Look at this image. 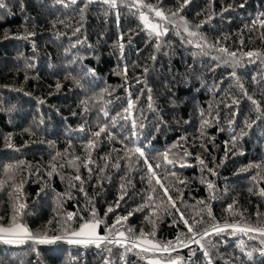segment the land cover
<instances>
[{
  "label": "trees",
  "instance_id": "trees-1",
  "mask_svg": "<svg viewBox=\"0 0 264 264\" xmlns=\"http://www.w3.org/2000/svg\"><path fill=\"white\" fill-rule=\"evenodd\" d=\"M148 2L156 4L158 0ZM159 2L165 10L179 7L177 0ZM3 3L5 8L0 9V181H7V184L0 189V220L5 226L12 215L13 198L9 195L12 185L23 182L20 200L26 208L22 219L33 233L47 231L49 236L62 235L59 229L66 213L84 209L89 199L98 217L108 225L117 215L128 216L125 230L131 228L137 235L141 229L151 232L152 224L146 217L154 213L151 218L156 220V240L174 241L178 233H187V228L179 221V213L168 206L167 197L155 184V179L152 184L157 188V198L150 206L136 210L145 204L151 188L143 158L121 159L124 145L118 140L129 134L130 123L124 129L119 126L112 129L114 133H122L117 140L110 142L105 138L106 133L101 135L99 145L92 151L95 161L90 165L92 173L83 166L79 169L84 180L83 192L80 182L70 179L77 173L75 168L68 166L67 160L73 155L85 156L84 145L90 133L98 131V126L107 122L103 108H107L109 116H114L127 106L126 88L136 101L134 117L144 125L138 129L137 143L144 146L154 168L157 162L162 164L161 168L155 169L162 183L179 189H170V194L175 198L182 193L177 207L185 218L190 223L193 218L204 221L197 226V231L212 223L206 211L196 215L204 208L198 201H205L210 206L216 223L241 220L240 215H230L228 206L233 205L249 223L264 224V197L259 195L264 189V179H252L257 171L264 173V63L259 60L249 63L248 58L242 56L248 51L264 52V29L249 31L245 28L264 12V0H247V3L245 0H190L181 12L191 24H199L210 12L215 13L199 31L209 43L218 42L217 47L237 54L241 66L235 68L236 77L230 75L231 66L215 59H226L222 53L212 48L204 50L207 54L201 53L183 42L187 37L177 35L171 26L169 33L161 39V50L155 52V38L142 30L138 14L134 15L123 5L110 8L102 0H95L87 7L85 0H77L76 4H71L70 0H63V3L57 0H3ZM242 3L243 8L239 7ZM225 8L228 10L224 11ZM76 29L79 32L73 35ZM24 36L28 38L23 39ZM121 36L122 53L118 47ZM77 40L82 43H76ZM193 53L197 54L194 56ZM153 54L156 55L154 61L150 59ZM125 65L128 68L127 84L122 74ZM117 69L121 74H117ZM237 78L244 91L259 103V112L237 86ZM138 79L140 83L136 82ZM149 95L152 110L148 107ZM233 98L239 100L237 105H232ZM85 100L88 111L82 104ZM202 119L211 122L203 136L199 130ZM230 120L233 121L231 124ZM246 121L255 123L249 128L245 126ZM82 125L83 133L78 130ZM242 132L246 134L241 135ZM233 136L238 138L235 147L231 144ZM181 137L186 139L181 140ZM9 138L12 148L7 147ZM226 141L229 142L227 145ZM173 145L182 147L173 148ZM169 148L176 153L187 149L192 155L185 160L191 166L181 168L178 163L175 167L164 164L160 154ZM226 148L231 149L227 156ZM57 153L64 155L57 156L55 163L65 166L57 167L49 176L50 163ZM109 153L108 166L104 167L106 161L102 157ZM198 155L205 160L208 169L216 170V175L202 170L196 160ZM19 161L24 164L19 165L13 179H9L4 173L5 166ZM117 162L120 167L113 168L111 165ZM250 164H259L261 168H247ZM166 170L175 171L185 183H177L171 176L163 180ZM202 179L215 185L216 199L209 198L207 183H202ZM121 185H125L126 192H122ZM122 194L124 199L119 200ZM161 199L164 203L156 208ZM109 206L115 211L105 216ZM130 212L132 215L129 216ZM257 212L261 214L259 218ZM80 214L89 218L88 211ZM80 223L83 221L77 217L71 227L78 229ZM98 232L105 234L104 224ZM260 239L264 238L250 239L243 234L212 236L215 243L210 249L212 264H264V255L259 251L262 247ZM241 241L244 251H241ZM107 247L112 249L111 253L103 246L84 247L64 240L54 244L0 242V264H104L105 259L111 260L112 264H125L119 258L124 251L122 248ZM190 249L194 254L190 255ZM248 252H252L251 258ZM145 255L149 258L161 254ZM177 255L183 258V264H207L203 252L194 243L190 248L171 253L172 257ZM126 264H148V259L129 253Z\"/></svg>",
  "mask_w": 264,
  "mask_h": 264
},
{
  "label": "snow or ice",
  "instance_id": "snow-or-ice-1",
  "mask_svg": "<svg viewBox=\"0 0 264 264\" xmlns=\"http://www.w3.org/2000/svg\"><path fill=\"white\" fill-rule=\"evenodd\" d=\"M58 3H63V0H57ZM95 2V0H85V7H87L88 4H91ZM102 2L110 8H117L118 5H123L129 8L130 11L133 12V14H138L139 20L141 24L143 25L144 31L147 32L148 36L150 38H155L156 45H155V52H159L161 50V39L162 37L166 36L171 26L172 29H175L177 35H184L187 37V39L183 42H186L189 45L194 46L195 48L199 49L201 53L207 54L204 50L206 48H212L216 49L220 53L223 54V57H226V59H223L222 57H215V59L222 60V62L226 65H229L233 68V71L230 73L232 77H236L235 68L238 66H241V59L237 57V54L235 52H230L227 48L224 47H217L218 42L216 43H209L207 41V38L199 31V29L205 24L211 21L215 13L210 12L207 19L202 20L199 24H191L189 21H187L184 16L181 15V12L183 8L190 2V0H177V3L179 4V7L175 10H165L162 7V4L159 2L156 4L148 2V0H102ZM71 4H76L77 0H70ZM245 3H247V0H245ZM67 6V5H65ZM211 8V3L209 5ZM231 7V6H229ZM239 7L243 8L244 4H240ZM5 8V4L3 3V0H0V9ZM228 8H225L224 11H227ZM84 9H81V12L83 13ZM245 28H247L249 31H254L258 29H264V12H260L251 22V24H246ZM76 32H79V29H76L73 33L75 35ZM31 35V33H29ZM28 36H24L23 39H27ZM262 38H264V33H262ZM123 36L120 38V42L118 43V47L123 52L124 44H123ZM76 43H82V41L77 40ZM75 47V44L73 45ZM197 53H193L195 56ZM242 56L248 58L249 63H255L257 60L264 63V52L261 51H248L246 53H242ZM151 60L156 59V55L153 54L150 57ZM138 66V65H137ZM148 68H144V72L147 73ZM128 68L127 65L123 68V77L125 79V83H128V77H127ZM117 74H121L120 70L117 69ZM255 79V78H254ZM137 83H140L141 81L138 79L136 81ZM237 86L240 88V90L243 92L245 96L251 101V103L256 107V110L260 111V105L259 103L253 99L251 96L248 95L246 91H244V86L242 83H240L239 79L236 80ZM57 88H59V84L57 85ZM107 91V90H105ZM126 92H128L127 97V106L123 107L121 111L117 112L114 116H109V112L107 108L102 109V114L106 119V123L100 124L98 126V131L91 132L89 135V138L87 139L86 144L84 145L85 149V156L81 158L80 156L73 155L71 159L67 160L68 166H71L76 169V175L74 177H71L70 179L79 181L80 182V191H84L83 184L84 180L79 174V169L81 166L86 168L88 172L91 174L93 169L90 167V165L94 164L95 161L92 159V151L99 145L100 143V137L102 134L106 133V139L108 141L117 140L119 135H122V133H114L112 129L117 128L118 126L121 129L125 128L126 124L131 125V129L128 135H123V139H119L118 142L124 145L123 152L124 156L121 157V159H127L129 161H132L135 159L143 158L145 165L148 168L149 172V186L151 188V192L147 195V199L144 205H141L139 209L136 210H142L146 206H150L154 199L157 197L155 194L157 193V188L153 186L152 181L155 179V184L159 185V187L163 190V195L167 197V204L171 209H174L176 213H179V221L183 222L185 227L187 228V233L180 232L178 233L176 239L168 240V241H158L155 239L156 236V220L151 218V214L149 217H146L148 220V223L152 224V231L151 232H145L143 229H141L140 233L137 235L133 229L127 228L124 229V223L128 220V216H116L115 221L108 225L106 224L105 220L98 217V214L96 212V209L92 205V200H87V205L84 209H79L76 212H67L66 217L63 220V223L60 225V231H62V235H53L49 236L47 234V231L43 233H33L23 222V215L24 209L26 208V204L21 202L20 196L22 195V186L23 182L21 184L12 185V191L9 193V195L13 198V204H12V215L10 222L5 226L0 220V242L4 244H23L26 241H32L34 244H54L57 241L64 240L68 244L73 245H81L84 247L94 245L97 248H101L102 246L105 248L106 251L109 253L112 252L111 248H108L107 245H113V246H119L124 251L120 254V260L124 261L126 264V257L129 253H134L141 259H148V264H183V258L179 255L172 257L171 253L174 251H177L180 248H190L191 244H196L199 246L200 250L203 252V256L205 257L207 264H212V260L210 257V249L215 247V243L212 240V236H221L222 234L227 235H237V234H243L248 235L250 239H257V238H264V224L260 225H253L249 223L243 216L242 213H237L233 207V205L228 206V211L230 215H240L241 220L239 222L234 223H228L225 222L223 224H219L215 222V218L212 215V212L210 210V206L205 201H198V204H203L204 208L197 211L196 215H200L202 212L206 211L207 216L212 220V223L208 225V227L204 228L202 231H197V226L204 223V221L192 219V222H189V219L185 218V215L183 212H181L180 208L177 207V200H180L182 197V193H180L179 196H176L175 198L170 194V189L173 191H179V189H176L173 185H165L162 183L161 177L158 175L155 169H159L162 167V164L160 162H157L155 165V168L153 167L152 163L148 160L144 146L137 143V140L139 139V132L138 129H142L144 125L142 123H139L138 120L134 117V112L136 111V101L132 98V93L128 91V89H125ZM143 89H141V93H143ZM150 91V90H149ZM111 93L109 92V95ZM137 100L139 97L136 98ZM40 103H43V101H40ZM87 100L82 101V104L85 105L84 110L88 111L87 107ZM107 103H111V101H108ZM239 103V100L236 98L232 99V105H237ZM229 106L230 105H226ZM149 109H153V103H152V97L149 95ZM75 114V113H74ZM203 112H201V116L203 117ZM188 121H185L187 123ZM233 121L230 120L229 124H231ZM252 123H255V121H252L251 123L245 122L246 127H251ZM211 125V122L207 119H202L200 124V132L201 135H204V130ZM80 132H84L85 128L82 125L79 129ZM232 129L229 128V131ZM246 133H241V135H244ZM181 140H185L186 137H181ZM238 138L236 136L232 137L231 144L233 147L236 146V140ZM127 142V143H126ZM229 142L226 141L225 144L227 145ZM203 147V145H201ZM7 147L12 148L14 147L13 144L10 142L7 143ZM69 147H71V144H69ZM175 147H182V145H173V148ZM206 150V149H205ZM231 149L226 148L225 156H227L228 151ZM67 151V150H66ZM114 152L120 151L119 149H113ZM64 154L57 153L56 156H53L52 162L50 163L51 171L48 173L49 176H51L53 173L56 172L57 167L63 168L64 164L57 165L55 163L57 156H62ZM192 154L187 151V149H183L181 153H176L173 151L172 148H169L165 150L163 153L160 154L162 157L163 163L166 165H172L175 167L177 163L179 164V167H190L191 165L187 164V161L185 160L186 157L191 156ZM111 154L102 157L103 160L106 161L105 166L107 167V161L110 159ZM196 160L198 161L199 165L203 169H207L212 175H216V170L214 168L208 169L207 164L205 163V160L201 156H196ZM79 162V163H77ZM223 161H221V164ZM24 164V161H19L17 164H9L5 166L4 173L6 176H8L9 179H13L14 177V170L19 167V165ZM113 168H119V163H114L111 165ZM132 165L130 164L129 167ZM218 167V166H217ZM257 168L260 169L261 166L259 164L255 165H248L247 168ZM244 169V170H247ZM100 171L103 172L104 168H100ZM171 176L176 179L177 183H185V181L180 180L177 176V173L175 171H167L166 174L163 176V180H167L168 177ZM257 177H260L261 179H264V173L261 171H257L256 176H253V181L257 180ZM202 183H205L206 181L204 179L201 180ZM207 188L209 190V198L210 199H216V196L214 195L215 191V185L212 182H206ZM7 184V181H0V189H3ZM71 187H75V184H71ZM122 192H126L125 185H121ZM249 191H252V189H249ZM259 195L264 197V189H261L259 192ZM85 196L87 197V193H85ZM69 198H71L69 196ZM124 195L122 194L119 197V200H123ZM119 200L116 202L115 207H119ZM164 201L161 199L160 204H156V208H160L161 204H163ZM167 210V209H164ZM81 211H88L89 212V218L85 219L80 213ZM115 211V208L113 206H109L107 211L105 212V216L108 215V213H112ZM169 214H172L169 212ZM132 215V213H129V216ZM257 217L259 218L261 214L259 212L256 213ZM79 217L80 220L83 221V223H80L78 229H73L71 227V224L75 222V219ZM158 219V217H157ZM51 224V221L49 222ZM174 223H178L177 221H174ZM101 224H104L105 226V234L101 235L98 232V228ZM231 230L230 232L228 230ZM255 233L256 235H250ZM207 238V239H206ZM260 243L262 247L259 249L260 254L264 255V239H260ZM241 251H244L243 247V241H241ZM148 253H160L161 255L159 257H153L148 258L145 254ZM164 254H168L165 256ZM194 254L193 251L190 249V255ZM248 257H252V252L247 253ZM104 264H112V261L109 259L104 260Z\"/></svg>",
  "mask_w": 264,
  "mask_h": 264
},
{
  "label": "rangeland",
  "instance_id": "rangeland-1",
  "mask_svg": "<svg viewBox=\"0 0 264 264\" xmlns=\"http://www.w3.org/2000/svg\"><path fill=\"white\" fill-rule=\"evenodd\" d=\"M149 258H153V257H149Z\"/></svg>",
  "mask_w": 264,
  "mask_h": 264
}]
</instances>
